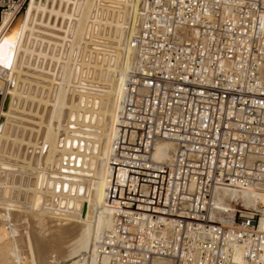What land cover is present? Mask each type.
Instances as JSON below:
<instances>
[{
  "label": "built area",
  "instance_id": "1",
  "mask_svg": "<svg viewBox=\"0 0 264 264\" xmlns=\"http://www.w3.org/2000/svg\"><path fill=\"white\" fill-rule=\"evenodd\" d=\"M27 0H0L14 18ZM89 264H264V211L211 201L264 186V0H142ZM2 94V92H0ZM172 156L156 159L157 141Z\"/></svg>",
  "mask_w": 264,
  "mask_h": 264
},
{
  "label": "bare ground",
  "instance_id": "2",
  "mask_svg": "<svg viewBox=\"0 0 264 264\" xmlns=\"http://www.w3.org/2000/svg\"><path fill=\"white\" fill-rule=\"evenodd\" d=\"M141 1L28 0L9 30L11 14L0 19V264H89L111 226L107 155ZM172 150L161 139L152 155ZM211 201L264 211V186L215 188Z\"/></svg>",
  "mask_w": 264,
  "mask_h": 264
},
{
  "label": "rangeland",
  "instance_id": "3",
  "mask_svg": "<svg viewBox=\"0 0 264 264\" xmlns=\"http://www.w3.org/2000/svg\"><path fill=\"white\" fill-rule=\"evenodd\" d=\"M27 2H28V0H27ZM26 2V3H27ZM1 100H3V97H2V94H0V109H1ZM28 172H33V170L32 169H28L27 170ZM26 171V172H27ZM9 173H11V172H9ZM18 181L19 180H17V183H18ZM13 183V182H16V180L14 181V180H9V183ZM19 182H22L23 184H25L24 186H25V188H29V185L27 186V182H28V180L25 178V180L23 179V181L21 180V181H19ZM28 184H31V180H29V182H28ZM8 187H10V184H9V186ZM21 189L20 191L19 190H15V193H18L17 191H19L20 192V194H21V198H31L33 195L31 194V192L30 191H27L26 189ZM29 193V194H28ZM38 195V194H37ZM23 196V197H22ZM27 200H29V199H27ZM237 204V203H236ZM241 204L243 205V202H241ZM241 204H238V205H241ZM9 248L10 249H12L13 247L11 246V245H9Z\"/></svg>",
  "mask_w": 264,
  "mask_h": 264
},
{
  "label": "water",
  "instance_id": "4",
  "mask_svg": "<svg viewBox=\"0 0 264 264\" xmlns=\"http://www.w3.org/2000/svg\"><path fill=\"white\" fill-rule=\"evenodd\" d=\"M24 12V7H22L18 13L15 15V17L13 18V20L11 21V24L9 25L8 30L16 23H18L19 19L21 18L22 14Z\"/></svg>",
  "mask_w": 264,
  "mask_h": 264
}]
</instances>
